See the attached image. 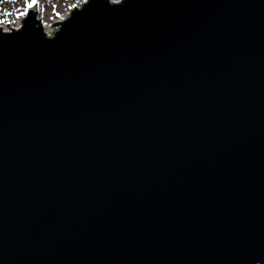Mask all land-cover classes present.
<instances>
[{
	"label": "water",
	"instance_id": "95a60500",
	"mask_svg": "<svg viewBox=\"0 0 264 264\" xmlns=\"http://www.w3.org/2000/svg\"><path fill=\"white\" fill-rule=\"evenodd\" d=\"M21 23L0 32V264H264V0Z\"/></svg>",
	"mask_w": 264,
	"mask_h": 264
},
{
	"label": "rangeland",
	"instance_id": "374dc122",
	"mask_svg": "<svg viewBox=\"0 0 264 264\" xmlns=\"http://www.w3.org/2000/svg\"><path fill=\"white\" fill-rule=\"evenodd\" d=\"M77 3H80V0H38L37 4L30 10L35 12L36 18L40 21L43 29L50 32L53 30L50 27L51 23L65 17ZM69 5H72V7L70 8ZM16 8L24 11L22 0H0V13H8V15L3 16V19L8 21V26H16L19 23L20 19H17L14 15ZM5 26L0 25L2 28Z\"/></svg>",
	"mask_w": 264,
	"mask_h": 264
},
{
	"label": "snow or ice",
	"instance_id": "6c2138e0",
	"mask_svg": "<svg viewBox=\"0 0 264 264\" xmlns=\"http://www.w3.org/2000/svg\"><path fill=\"white\" fill-rule=\"evenodd\" d=\"M38 0H22V7L24 11H21L20 8H16L14 15L16 16L17 19H20L23 21V19L28 15V12L30 9H32L36 4ZM81 3H86L87 0H80ZM71 8L72 5H69ZM8 15L7 12H2L0 13V25H6L8 21L3 19V16ZM23 27V23L20 25H16V28L12 29L13 31L19 30L20 28ZM9 29L7 27L0 28V32H8Z\"/></svg>",
	"mask_w": 264,
	"mask_h": 264
},
{
	"label": "bare ground",
	"instance_id": "6f19581e",
	"mask_svg": "<svg viewBox=\"0 0 264 264\" xmlns=\"http://www.w3.org/2000/svg\"><path fill=\"white\" fill-rule=\"evenodd\" d=\"M82 3L80 2V3H77L74 7H78V6H80ZM67 14V13H66ZM47 34H49L50 32L49 31H45Z\"/></svg>",
	"mask_w": 264,
	"mask_h": 264
}]
</instances>
